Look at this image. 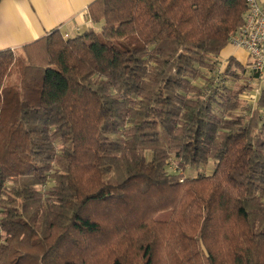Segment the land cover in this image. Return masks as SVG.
<instances>
[{"label":"trees","instance_id":"obj_1","mask_svg":"<svg viewBox=\"0 0 264 264\" xmlns=\"http://www.w3.org/2000/svg\"><path fill=\"white\" fill-rule=\"evenodd\" d=\"M245 10L93 0L0 50V264H264V87L219 61Z\"/></svg>","mask_w":264,"mask_h":264},{"label":"crops","instance_id":"obj_2","mask_svg":"<svg viewBox=\"0 0 264 264\" xmlns=\"http://www.w3.org/2000/svg\"><path fill=\"white\" fill-rule=\"evenodd\" d=\"M93 0H0V50L18 49L53 28L66 36H74L91 25L87 6ZM264 8V0H258ZM229 56L247 65L245 50L228 44L219 54L224 65ZM260 81L264 82V70ZM264 87V86H262Z\"/></svg>","mask_w":264,"mask_h":264},{"label":"built area","instance_id":"obj_3","mask_svg":"<svg viewBox=\"0 0 264 264\" xmlns=\"http://www.w3.org/2000/svg\"><path fill=\"white\" fill-rule=\"evenodd\" d=\"M242 25L229 36L228 43L246 51L251 68L260 74L264 70V8L258 0H245Z\"/></svg>","mask_w":264,"mask_h":264},{"label":"rangeland","instance_id":"obj_4","mask_svg":"<svg viewBox=\"0 0 264 264\" xmlns=\"http://www.w3.org/2000/svg\"><path fill=\"white\" fill-rule=\"evenodd\" d=\"M223 66H224V65H221L220 70L223 68ZM246 81H247L246 77H245V78L242 77L238 82L241 83V84H242V83L244 84ZM249 84L255 85V88H256V89H253V90H254L253 92H249L248 90L245 91V93H244L243 96H242V99L244 98V100H245L244 103H246V100H250L251 98H253V96H254L253 94L256 93V90H257V89H259V88H261L262 86H264V82H261L260 80H259V82H258L257 84H255V83L253 82V80H251ZM173 166H174V165H171V166H170V169H171V170L174 169ZM200 170H203L204 172H208L209 168L206 167V168H202V169H200ZM195 173H196L195 170H188V171H187V175H194Z\"/></svg>","mask_w":264,"mask_h":264}]
</instances>
